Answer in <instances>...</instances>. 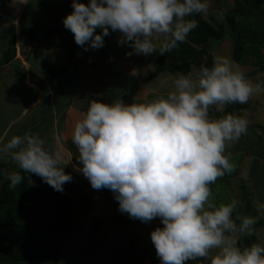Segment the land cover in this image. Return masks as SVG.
Segmentation results:
<instances>
[{"label": "clouds", "instance_id": "obj_1", "mask_svg": "<svg viewBox=\"0 0 264 264\" xmlns=\"http://www.w3.org/2000/svg\"><path fill=\"white\" fill-rule=\"evenodd\" d=\"M72 9L63 26L78 46L98 49L111 31L120 34L118 44L132 49L126 55L148 56L164 55L185 42L198 26L193 17H208L211 3L72 0ZM215 16L223 21L225 10L217 9ZM240 65L216 57L211 67L193 66L187 74L169 76L167 93L148 102L92 99L74 124L71 138L78 151L77 170L91 187L112 191L119 211L131 218L143 223L160 220L163 227L151 231L150 239L161 264L203 259L210 264H264V243L239 244L242 236L254 234L260 217L237 214L234 218L237 198L219 205L210 200V185L234 170L226 149L248 128L240 115L225 113L217 118L211 111L246 104L264 90V85L246 79ZM260 74L264 76V71ZM0 160L19 169H0L9 189L24 181L22 173L40 177L58 192L72 180L64 171L68 161L61 163L62 158L47 150L34 133L6 141L0 137ZM256 211L264 215V202H257Z\"/></svg>", "mask_w": 264, "mask_h": 264}, {"label": "trees", "instance_id": "obj_2", "mask_svg": "<svg viewBox=\"0 0 264 264\" xmlns=\"http://www.w3.org/2000/svg\"><path fill=\"white\" fill-rule=\"evenodd\" d=\"M232 1L229 4L226 0H210L209 20L200 15L194 16L193 19L197 20L198 26L189 33L185 42L179 43L176 48L164 55L159 54L153 76L157 77L165 72L172 75L176 73L187 74L193 66L205 65L211 67L213 59L209 53L213 43L219 45L226 38L233 42L231 59L236 65L242 64L243 56L250 53L253 55V65L258 68V72H263L264 56L260 50L264 48V0ZM216 8L225 10L223 21L216 19ZM96 31L97 34L100 33L99 29ZM27 34L30 41L36 42L32 53L36 66H39L44 72L46 71L51 79L60 81L64 86L63 91H58L57 87L51 83L54 98H56V106L61 110L66 107V104L60 101H63L64 98L65 102L68 101L69 104L70 100L68 98L66 100L64 93L67 92L68 86L70 88L76 80L69 76V61L56 66L51 61L44 59L43 52L49 47H64L70 50L69 57L72 58L71 49L77 45L73 34L63 25L45 30L38 29L37 31L32 28ZM52 38H55V40ZM103 39L104 43L110 41L112 32L110 31L109 35ZM12 53H6L4 60L10 59ZM120 53L122 54V52ZM120 55L104 53L100 56L99 62H94V65H103L101 61L105 59L115 62L119 60ZM111 67L110 64L105 65L104 71H109ZM113 74L118 78L117 89H120L124 95H119L113 89H109L110 93L114 98L132 103L136 84L135 77L124 75L120 71H115ZM255 74L256 71L251 72L249 77ZM261 77L264 79V76ZM127 78L129 79L128 82L126 81ZM232 106V108H237V104ZM232 111L231 107L223 110L224 114L232 113ZM254 137V141L257 142L259 139L256 135ZM256 142L254 143L256 144ZM4 168L10 171H19L16 167L11 168L9 164L0 163V169ZM237 171L238 168L235 167L233 173ZM22 175L24 181L15 189H9L8 181L0 176V263L4 264L50 260L51 257L57 256V250H54L53 244L54 235L59 229L67 227V224H70L69 221L74 219L76 215L73 210L78 211V209H74L77 208V201H74L71 205L70 201L72 199L68 194L64 195L55 191L34 174L22 173ZM230 178V174L225 173L217 181H222L225 184L226 181L231 180ZM231 184L234 185V188L237 187L239 192L236 183L231 182ZM239 186L241 187L242 184ZM239 198L244 204L247 215L259 216V214L250 210L244 195ZM259 217L255 229H264V216ZM93 226L94 224L91 225L92 229ZM252 243H258L254 234L242 236L239 241L241 247L249 246ZM133 249H135L134 245L126 251L116 253V257L114 254V259L111 258L105 264H139L140 260L136 255H140H132ZM156 262L157 258L154 262L152 260V264H156Z\"/></svg>", "mask_w": 264, "mask_h": 264}, {"label": "rangeland", "instance_id": "obj_3", "mask_svg": "<svg viewBox=\"0 0 264 264\" xmlns=\"http://www.w3.org/2000/svg\"><path fill=\"white\" fill-rule=\"evenodd\" d=\"M41 1H44V0H31V5L29 9L33 8L32 5H36L38 4V2H41ZM226 1L229 4L233 2L232 0H226ZM45 2L46 1H44L43 3ZM78 2L87 4L89 0H78ZM216 10L217 8L215 9V11ZM62 16L63 15H61V17ZM206 19L209 20L208 17H206ZM35 21H36V16L34 18L33 25H34V30L37 31L38 29L35 25ZM119 35L120 34L117 32H112V39L104 43L103 46L98 49H93L88 44H85L84 47L75 45L71 49L72 55H73L72 58L69 57V53H70L69 49H65V48L62 49L68 55L66 58H64L62 62L69 61L70 63L69 76L72 79L76 80L71 85L70 88L68 86V90H66L67 92L64 93V97L66 98V100L67 98L70 100L69 104H68V101L65 102L64 98L62 99L63 101H60L66 104V107L63 108V110L67 108L68 109L66 112H64L63 110H60V108L57 107L55 103L54 104L55 109L49 107L47 110L43 112L42 114L43 124L42 123L37 124V122L39 121L32 122L29 119V117H26V119L29 120L30 125L28 127H25L23 134L25 132H30L34 124H36V126L32 128V130L33 131L35 130L36 132H38L37 135L39 136L46 129L52 128L51 130H49L52 133L50 134V136L53 138L51 145L53 147H56L58 150L60 149L63 150L67 140L72 141L71 137H72V130L74 128V124L79 119L80 113L86 110L87 105L89 104L90 100L97 99L105 103H111L115 100H118L119 98H114L112 96L109 89H113L119 95H124V93L121 92L120 89H117L118 78L116 77V75L113 74L115 71H120V72H123L124 75L135 77L136 84H135V92L133 94L132 103L141 102V101L148 102L153 99H156L157 97L161 95H165L167 93L168 85L165 83V81L168 79L169 76H173V75L165 72V73L160 74L157 77L153 76L154 67H155L157 58L159 56V53L154 52L148 56L135 55V54L126 55V53H130L132 49L127 45H120L117 43ZM232 44L233 42L229 40V38H226V40L220 43L219 45H216V43H213L212 48L210 49V53H209L213 61L216 57H225L232 61L231 59V55L233 51ZM34 45L35 44H33V47ZM120 52H122V54ZM260 52H262V55L264 56V48L260 50ZM104 53H107L108 55H110L111 53L115 55L121 54L120 55L121 57L119 58V60H116L115 62H112L109 59L108 60L105 59L101 61L103 62V65L101 66L94 65V62L95 63L99 62L100 56H102V54ZM61 55L62 53L60 52V54H58V57L59 56L61 57ZM242 60H243V63L240 65V67L239 66L238 67L241 71H243L246 79H248L250 82H253L254 84L259 83L261 85H264V79L261 77L262 75L260 74L261 71L258 72V68L255 65H253L254 63L253 55L250 53L245 54ZM51 61L56 66H59L62 64L60 63L59 58H53ZM246 62L250 63L251 65L248 66ZM0 63H1V58H0ZM244 63H246L247 65L246 64L243 65ZM108 64H110L112 67L110 68L109 71H104L105 65L107 66ZM8 71L15 72L17 74V78H14V76H12V75H15V73H13L12 75H8L5 79L3 78L2 75H0V80H3V83H4L2 87L0 86V99L2 97L4 98V101H5V105L3 106L4 108L12 110L11 112L18 113L19 109L24 107L27 104V102L30 100V94H32V91L26 88L24 84H22L21 78L23 77V73L18 67H16L15 65L11 66V68L9 67ZM36 71L39 73L40 78L42 80L50 81L51 83H53V85L57 87L58 91L64 90L63 84H61L60 81L58 80L51 79L48 76L46 71L44 72L40 67L36 68ZM255 71H256V74L254 76H250V77L248 76L251 72H255ZM16 79H17V82H16ZM128 80L129 79L127 78L126 81L128 82ZM124 102L128 103L127 101H124ZM47 105L51 106L50 104L45 103L43 107ZM232 105H236V104H232ZM232 105L225 106L224 110L231 107V110H233L232 113L240 115L244 118H250V119H247V121L248 122L251 121L252 123V126H253L252 129L254 131L253 135H256L257 137H259V141H260L259 144H258V141L256 142V145L258 144V150L259 151L263 150L264 149V90L255 94L246 104L237 103L238 109L235 107L232 108L233 107ZM69 108L73 109V111L70 110ZM9 110L0 111V115L2 114V117H3L4 112H8L9 115L12 114L10 113ZM49 110H50V113H49ZM57 110H60L59 113L61 112L62 121L60 123L58 122L59 116H58ZM211 115L213 117L218 118L220 116H223L224 112H215L214 110H212ZM55 119H57L58 125L60 124V126L57 125V128H55L56 127L55 122H54ZM68 124L71 126L70 128H68L67 126H66L67 128L63 127ZM46 126H48L49 128H46ZM244 136L249 139L250 138L255 139L254 136L253 137L250 136L249 129H247V133ZM4 140L6 141V138H4ZM245 141L247 140L244 139V142ZM50 143H51V139L49 143L47 142L48 145L45 143V148L49 150L52 154H54V151L48 147ZM250 143L252 147H255L254 143L252 142ZM246 145H249L248 142L246 143ZM229 153H230L229 149H226V154L228 158L231 157L230 155H228ZM244 154L247 155L246 156L247 158L243 157V160L241 162H237V161L229 159L230 162L234 165V168L235 167L238 168V171H239V172L237 171L234 173L232 171L231 173H228L231 176L230 178L231 180L226 181L225 184L222 181H216L214 184L210 185L211 190H212V197H210V200L216 205H219L221 203L226 204L230 202L231 199L233 198H237L239 200L240 203H239V206L236 212L234 213V218H235V215L237 214L247 215V213L245 212L244 204L242 203V200L239 197L242 198V196L244 195L246 197L245 200L248 206L250 207V210L256 214H259L256 211L257 202H264V187L261 186V181H263L264 179L257 180L256 177L254 176V175H260L261 166L254 165L253 167H251V164H252L251 156L252 155L249 153H244ZM261 161H262L261 164H263L264 166V160H261ZM0 163L9 164L11 168L16 167L15 164L6 162L4 160H0ZM61 163H63V161H61ZM83 182L84 184L88 186L90 185L89 181L86 178ZM231 182L236 183V185L239 187V192H238V188L237 187L234 188V185L231 184ZM239 183L242 184L241 187L239 186L241 185ZM66 184H70V183H66ZM65 187L67 188V186ZM68 188H70V186ZM76 188H77V185L75 186V184H73V186L71 187V190L68 193V195L71 196V199H72V201H70L71 205H73L72 203L74 201H77L76 203L77 208H74V209H78V211L73 210L76 216L74 217V219L69 221L70 224L69 225L67 224V227L65 226L64 228H61L58 231L64 230L68 234L70 230L73 229L71 231V236L73 237V243L71 245L75 246L76 248H83L84 245L82 243V240L86 239V235L89 236L88 231L80 230L78 232V229L86 228L84 226H87V228H89V232L93 233L94 231H96L94 236H96L97 234H99V236H103L107 234L108 232L105 231L107 230L106 228H103L100 230L101 227L97 229L95 226H93L94 228L92 229L91 226H88L90 223V220L88 219V217H90L88 214L89 213L88 206L90 202L86 198L87 196L88 198H91V196L93 195L95 191H90L87 194L86 192H80L81 190L79 191V189H76ZM66 192L63 189V192L61 193L64 195H67ZM98 208L99 206L95 207V209H98ZM101 208H104V207H101ZM99 211L102 213L103 210L101 209ZM91 214L92 216H97V214L94 213L93 211L91 212ZM259 216H264V215L259 214ZM135 235L131 236L129 247H131L135 243L136 248H139L140 250L144 249V251L146 252V256L148 257V259H150V261L153 260L154 262L156 258L159 261V258L157 257L156 252H155V248L152 247L151 245H148V249H146L140 237H138V239L136 240ZM254 235L256 239L258 240V243H264V229L256 228L254 231ZM103 240L105 239L103 238L99 239V241H103ZM124 241H126V239L123 238V241L119 240L118 242H116V245L118 247L123 246ZM119 252H123V251H117L116 253H119ZM116 253H115V257L117 256ZM138 254L142 255L141 253H138ZM113 256L111 255L109 257V260L111 258L114 259ZM136 257H138L140 262L143 260L141 256L136 255ZM142 263L144 264V262ZM185 263L186 264H210L208 259L186 261Z\"/></svg>", "mask_w": 264, "mask_h": 264}, {"label": "crops", "instance_id": "obj_4", "mask_svg": "<svg viewBox=\"0 0 264 264\" xmlns=\"http://www.w3.org/2000/svg\"><path fill=\"white\" fill-rule=\"evenodd\" d=\"M44 1L46 2L43 3ZM44 1L38 2L36 5H32L33 8L29 9L31 0H27V3H21L19 0H0V75H2L5 79L8 75L15 73L8 71L9 67L11 68V66L15 65L23 73V77L21 78L22 84L32 91V94H30V100L24 107L19 109L18 113L11 112L12 110L4 108V98L2 97L0 99V111L9 110L10 113H12L9 115L8 112H4L3 117L2 114L0 115V137L6 138V140L13 135H23L25 127L30 125L29 120L26 119V117H29L32 122L39 121L37 124H43V112L49 107L55 109L54 106L56 105V100L54 98L55 95L51 82L42 80L39 73L36 71V68L39 66H36L32 57L33 44L36 42L32 40L30 41L27 33L29 30L34 28L33 23L35 16V25L37 29L45 30L57 25H63V17L71 13L73 9L72 0ZM61 15L63 16L61 17ZM52 39L55 40V38ZM62 49H64V47H49L44 50L43 57L46 61H51L53 58H59L60 63L63 64L65 62L62 61L68 55ZM60 52L62 55L61 57H58ZM6 53H12V57L8 60H4V55ZM12 76L17 78L16 73ZM3 85V80H0V86L2 87ZM45 103L50 104L51 106L47 105L43 107ZM67 109L61 110L66 112ZM69 109L73 111V109ZM59 111L60 110H57L59 116L58 122L60 123L62 118L61 112L59 113ZM54 122L56 126L55 128H57V119H55ZM35 126L36 124H34L32 128ZM58 126H60V124ZM66 126L68 128L71 127L69 124L63 127L67 128ZM252 127V123L249 121L247 129H249L250 136L253 137L254 131L252 130ZM32 128L30 133L37 134L38 132L35 130L33 131ZM46 128L49 127L46 126ZM51 129H46L40 134V137L45 141L46 144L47 142L49 143L51 139V143L48 147L54 151V155L58 154L62 158L61 161L63 162L68 161L64 166V171L72 176V180L67 182L70 184L65 183L63 185L64 191H67L66 193L68 194L73 184H75V186L77 185L76 189H79V191L81 190L80 192H86L88 194L90 191H95L91 198H88V196L86 198L90 202L88 206V214L90 216L88 219L90 220V223L88 226L94 224L97 229L99 227H101L100 230L106 228L107 230L105 231L108 233L103 236H99V234L94 236L96 231L93 233L89 232V228L84 226L86 228L78 229V232L80 230H87L89 236L86 235V239L82 240L84 245L83 248H76L75 246L71 245L73 243V237L71 236V231L73 229H71L68 234L65 231L62 232V230L57 231L54 235L53 242L55 248L54 250H57V256L51 257L50 260L46 259L43 261L22 262L18 264H105L111 255L113 256V254H115L117 251H126L129 248L130 238L132 235H135V233V239L137 240L138 237H140L146 249H148V245L154 247L150 239V233L156 227H163L160 220L157 218L153 219L149 223H143L138 219L131 218L128 216V214L121 213V211H119L118 201L114 198V193L112 191L107 188L95 190L91 187V185L88 186L84 184L83 181L85 180V177L80 171L77 170L80 165L77 159L78 151L76 147L72 145V141L70 140H67L63 150H58L56 147H53L51 145L53 138L50 136L52 133L49 131ZM257 138L259 139V137ZM244 139L247 141L244 142ZM254 140L255 139L253 138H246L244 135L241 136L237 142L232 143L227 148L230 151L228 155L232 157L231 160L241 162L243 157L247 158V155L244 153L251 154V167L254 165L261 166L260 176L253 175L257 180H263L264 166L261 164V160H264V149L259 151L258 144L260 141L258 140V144L256 145L254 143L256 141ZM250 141L254 143L255 147H252ZM247 142L249 145H246ZM65 186H67V188ZM69 186L70 188H68ZM261 186L264 187V180L261 181ZM97 206H99V210H103L102 213L98 209H95ZM92 211L96 213L97 216H92ZM100 238L105 240L99 241ZM123 238L126 239V241H124V245L118 247L116 242L119 240L123 241ZM136 253H141L142 255L140 256L143 257V260L139 264H143L142 262H144V264H152V261H150V259H148V257L145 255L144 249L140 250L139 248L135 247V249H133L132 255ZM156 264H161L160 260H157Z\"/></svg>", "mask_w": 264, "mask_h": 264}, {"label": "built area", "instance_id": "obj_5", "mask_svg": "<svg viewBox=\"0 0 264 264\" xmlns=\"http://www.w3.org/2000/svg\"><path fill=\"white\" fill-rule=\"evenodd\" d=\"M264 75V74H263Z\"/></svg>", "mask_w": 264, "mask_h": 264}]
</instances>
